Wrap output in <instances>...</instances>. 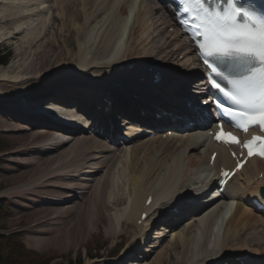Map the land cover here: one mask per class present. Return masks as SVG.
Segmentation results:
<instances>
[{
	"label": "bare ground",
	"instance_id": "obj_1",
	"mask_svg": "<svg viewBox=\"0 0 264 264\" xmlns=\"http://www.w3.org/2000/svg\"><path fill=\"white\" fill-rule=\"evenodd\" d=\"M1 1L3 2L8 1V2H4L1 7L8 8L11 11L10 12L11 14H16L17 7L15 5L32 4L30 0H1ZM64 1L62 0V2L60 3L63 4ZM110 1L113 7H116L117 10V15L116 18H114V21H118L120 16V20L121 19L122 21L128 20L127 21L128 23L132 17V21L128 23L130 25V28L126 30L128 25L127 23H126V27L124 28L127 34L125 32L124 33L126 34V36L128 35V42L126 43L125 40L123 42L124 44L126 43L124 45L125 47H122L125 48V50L120 49L121 50L120 53H117L114 57H110L111 54L113 53H110L108 51L110 38H109V34H107L106 41L105 40L103 41L105 43H103L102 41L101 43L103 45L104 53L108 54L107 55L108 58H106L105 60L101 59V61L98 59L99 60L98 61L96 57L87 58L86 56H84V54H82V50L85 49V47L82 46V42H84L83 44H85V41H82L81 44L80 42L77 43V41H80L79 40L80 37L82 39L85 28L87 27V25L88 26L90 25L88 22L91 19H93L94 14L99 13L101 6L98 4V2L92 4L93 0H77V1L69 0L67 5H63L62 7L60 5L62 11L60 10L61 11L60 15L58 16L54 15L55 18L51 23V26L54 27L55 30L54 35L59 36L58 37L59 42H56L54 39L46 40L42 48L45 46L46 47L40 50L37 49L34 53V58H32V60H30L29 64L27 65L29 72L28 71L23 72L25 69L23 71L19 70L18 68L19 66L15 67L13 63H9L10 65L7 68L5 67L2 68L1 66L0 89L3 90L4 88H7V84L3 82H13L15 85L20 84V86L23 85L22 87L25 86L24 88L30 94V97L36 94L40 95V93H43L44 95L41 94V96L39 97L40 101L44 100L45 98H54L56 101L62 102L65 105L67 104L66 106L68 105L71 106L70 98L72 97H70L69 95L59 96V94L57 93H52V94H47V93H49L52 90H55L56 88L67 86L71 84V82H73L71 79L68 78V76L64 75V72L67 70V67H64L63 70H61V75H59L56 71H52V70L54 68L58 69L61 66L68 65L66 64V62H64V60L66 59L69 60V58L72 56L73 53L72 50L75 47L79 51L76 56L78 55L79 56L76 58L75 62H73L72 66H74L73 67L74 69L78 68V70H74L73 72L74 73L77 72L76 74H78L79 77L80 76L82 77V73H81L82 70L84 72L86 68L89 67L90 78L87 80H92L91 78L96 79V76H93V72H96L99 69L106 70L107 74L102 75L100 79L97 78L98 80L103 79L101 83H98L100 86L109 84V82L116 80L115 78L121 76L120 75L121 73L113 71L114 65L121 64L123 62H127L129 65L130 63L133 62L135 63V67L138 70H141L144 64L147 65L153 64L157 68H161L163 67L161 63L170 60V62H167L170 64L172 60H177L178 56L175 55L176 50L173 49L172 51H169L170 46L173 45V43L177 42L176 38H172L167 34L168 24L172 19L171 14H169L168 16L169 19L164 18V16L162 15L161 17H159L160 16L158 15L159 7L152 5V2H155L154 0H138L137 6L132 9L133 12L131 11L132 13H129L128 7L130 6L131 3L134 4L135 2H137V0H110ZM44 2L45 1L39 4H41V6L44 7L45 6ZM90 6H93V9H91V11L93 10V12L89 11L88 7ZM26 9L27 12L31 10L27 8V6ZM11 14L8 15L10 17H6L7 15L5 14L1 15L0 23L1 21L4 23H9L11 22V20L14 21L17 20L16 16L12 17L13 15ZM63 15L66 21L63 22L62 25L63 29L61 28V31L58 32V26L55 21L58 20V17L62 19ZM18 22L19 21L13 23L12 25H16V27L19 28V30L23 29L20 30L21 34L24 30L25 31L28 30L29 27L27 28L18 27L19 26V24H17ZM111 28L109 30L110 32H112ZM11 29L14 34L15 30L12 28V26ZM19 30L16 32V34H19L18 33ZM86 35L88 36L89 34L88 32L85 31V36ZM26 36H28V34H26ZM32 36L33 35L30 33L27 39L25 37L26 41L24 40L25 42L23 41L24 43L22 42L21 46L22 44L25 47L30 46L34 42V40L37 39V37L32 38ZM38 38L42 39L45 38V36L44 37L40 36ZM68 46L70 49H68ZM18 48L19 47H17L16 49ZM63 48L67 49L68 55L65 54L66 56H64L62 51ZM127 50L131 51V53L130 54L127 53ZM189 54L191 53H187L185 57L188 56ZM14 55L16 57L15 52ZM109 57L112 59H110ZM134 57L137 58L136 61L133 60ZM71 58L73 59V57ZM97 65H101V67L97 69L96 68ZM45 68L47 69L44 72H42V70ZM181 70L187 71L188 68L186 69L181 68ZM65 74L68 73L65 72ZM126 79L127 78H125L124 80ZM135 84H137V86L140 88L144 86L142 85V83L139 82ZM169 87H170L169 85H165V89ZM2 93L0 95H2ZM19 96H25V95L19 94ZM18 97H16L15 95L13 96L5 95V96H1L0 98V103L2 101L6 103V104H2V103L0 104V115L3 114L4 116H8L10 118L7 119L8 117L5 118H2L3 116L0 117V123L2 124L0 129L4 127L7 128L6 132H12L7 134L10 135L9 138L12 141V145L14 147L12 150L9 151L10 153L7 152L12 156V159L9 160L11 162L9 163V167L5 171V173L9 175V178L4 177V180H7L8 182L7 184L10 185L11 187L8 190L7 196L6 193L5 194L0 193V197H3V195H5V198L7 197L13 198L16 201L20 199H24L23 201L27 202L26 209L24 205H22V209H19L18 218H20L21 220H27V221L29 220L30 222L33 223H31L30 227L27 226L24 229L29 228V230H32L33 228H37L41 230V232H43L42 229H40V227L48 222L55 220H62L61 222H64L65 225H67L66 224L67 221L78 219L79 223L76 224L71 222L72 223L71 225L76 224V226L73 225V227L68 228V230H66L67 233L64 231V234H62L63 232L61 233L62 235L60 234V231L56 226H52L48 228L47 232H44L45 234L43 236L54 234L55 236H58L56 238L57 241L60 240L61 243L64 242L67 245L73 242L72 239L74 237H77L78 239L79 237L81 236L83 237L84 235H86V233L90 231V228L93 229L91 227L92 226L91 223L95 224L96 221L101 222L105 220L106 222L109 219L110 221L108 220L109 221L108 223L112 222L113 225L112 227H114L112 229L111 227L108 228V230L111 229V233H112L110 234L111 236L117 233V232H113V231H117L115 225L113 224V219H117V221L118 222L120 221V223L122 222V220L126 219L127 222L133 221V224L135 222L136 225L135 219L136 217H138V214L140 213V210L138 209V204H140L141 202L144 203L150 193L155 194L153 202L148 208H146L148 212L150 211L152 212L150 216L155 215L157 208H158L157 212H159L160 209L172 208L175 205V202L178 201L179 198L182 196V194L187 193L191 189L190 186L192 184L197 183L198 181L197 176H199L200 173L196 174L197 173L196 170L205 168L207 170L212 171L211 173H213V169L219 168L221 165L232 166L234 164V160L229 156V152L227 149L217 146L209 138L206 140L204 136L199 134L201 133L199 132L201 128H193L188 126L189 128L185 130L186 132L181 133L182 136L180 137H179V133L182 130L176 132V135H178V137L176 136V138H173L171 140V144L169 145L168 143L170 142H168L165 145L168 146L164 150H168L169 147L171 148L173 146L172 144H175L176 149L179 148L180 146H176L177 143L179 145L181 143V147L178 149L179 154L176 152L178 155L174 156L175 154L174 155L172 154L173 160L171 159L172 158L171 157L169 162L170 164H168L169 165L168 168L167 166L165 167L166 169H164V167L159 165L157 162H154V163H150L153 164L151 167L145 166L146 165L145 164L144 168L141 169L139 167L137 171L135 170V168H137L136 166H138L140 162L137 161L139 157L138 153L142 149L146 151L145 154L147 153L149 155H152L151 152L153 151L152 149H154V152L156 153L160 152L159 150H157V148H155L156 142H158L160 148H162L165 144V140L160 142V140L148 139L140 142L141 144L140 143H138L137 145L132 144L133 147L132 145L129 144L134 143L135 141H129V142L125 141L124 142L125 148L123 149V151L127 152L128 156L131 153L130 157H128L127 160V161L130 160V162H128L127 164V168L129 169L128 172H136V174L134 175L132 174L127 181L129 182V188H130V192H129L130 196L128 197V199H124V196H122L123 194L113 195L114 198H112L110 193L111 194L115 193L114 192L115 188L113 187L117 186L118 183H116V181L113 180V175L111 173L114 167L116 169L117 166L115 165L118 162V159L114 157L115 149L112 148L111 143H106L105 141L103 142L92 136L85 135L88 132L86 126L85 128L82 127L84 129H80L73 126H60L57 123H53V124H50L49 122L43 123L41 121L42 119L39 118L41 117V115L38 114L36 115V113L34 112L35 110H33L32 108L30 112L26 111L27 109L26 110L18 109V107L16 106L17 104L11 102ZM181 100H185V99H181ZM119 102L121 106L113 105L112 106L113 111L120 110L129 114L138 113L137 103H139L140 104L139 106H141L146 111L157 110V106L155 105V102L159 105L165 103L166 106L169 105L172 107V105L169 103V101L165 96H161L159 100L155 102H153V100L150 99L140 101L128 97L127 99ZM7 103L10 104L6 106V108L9 110L20 112L19 115L13 113L10 114V112H8V110L2 106V105H7ZM177 103L180 104L179 102ZM38 108L40 107H34V109H38ZM84 109L87 110V112H89L88 107ZM79 112L82 113L81 111ZM105 115H107V117L111 119V122L114 120V125L112 122V124L108 126V124L111 122H105V120L101 119L102 123L105 124L104 126L105 131L108 133L110 132L114 133V131L117 132V130L115 129L106 130L107 126L109 128L112 127L111 125H113L115 128V124L119 126V123H117V120L115 119L117 113L109 112ZM33 116L36 117L37 123H32L33 120H31L30 117L33 118ZM22 119L29 122L31 121V124L33 125L27 126V124H25L23 126H20V128H18L15 124H17V122L21 121ZM37 125H39L38 128H33L34 126ZM170 130L172 129L170 128L169 131ZM66 132H68V134H71V136L68 137L67 134H65ZM129 135L131 134L128 133L127 136ZM130 146L131 149L129 153V151H127V148H129ZM215 147H218L220 152H219V156L216 159V165L214 166L215 168H210L208 166V158L211 151ZM197 150L198 151L200 150L198 152V156L194 157L196 152H193V155H191L192 153L190 154L191 151H197ZM103 152L114 153V155L111 154L108 157L95 155V154H103ZM165 152H169V151H165ZM189 154L194 158L189 156ZM149 160H153V158L151 157L146 158L145 159L146 163ZM161 162H165V160H162ZM108 163H111V166L108 168V171H106V175H104V177L102 176L99 178H94L96 175L100 174L101 169L103 171V168H105ZM181 165H183V168L181 167L182 169L180 170ZM142 166L143 164L141 165V167ZM190 168H192V170ZM126 170L124 169L125 173L127 172ZM190 170L191 173L193 172V174H190ZM261 171H263L262 178L259 177ZM158 172H160L159 175H161V178H159L157 181L156 179L158 177H156L154 182L157 181V183L155 182L157 185L155 184L156 186H154L151 183V180L150 182L148 180L152 179ZM113 174H115V172H113ZM129 175L130 174L128 173V176ZM241 176L245 177V180H243L242 182L243 185L240 186V183H238V181L242 179V178L239 179ZM125 178L126 177H124V179ZM80 180H87L89 181V184H87L86 186L82 185L78 182ZM71 181L74 182V184H70V183L67 184V182H71ZM146 182H149L148 183L149 186H143ZM237 183H238V187L234 188V193L232 194L230 200H227L228 197L224 196L220 200H218V202L215 204V207L213 209L212 208L209 209L210 206H207L203 208L200 213H198L197 210H194V212L198 213L197 215L198 217L201 216L203 213H205L203 218L204 221L209 219L210 222H213L214 220L219 219L220 217L217 226L213 229L216 231L218 230L221 231V228L225 225L223 221H225L226 222L225 230L221 231L220 235H216L218 232L217 233L215 232L216 234H210V237L211 238L213 237L214 239L213 243L206 244L205 239L197 241L198 244L200 246H203L206 250L201 255L198 254V257L196 258L198 259V261H191L190 260L191 258L189 259L188 252L190 249L189 246L190 243L189 241H187V239H185L182 236V234H179L178 238L181 244H179V246L178 245L174 246V249H177V247L179 249H183L182 253L184 254L182 255V257H176L174 260L173 258H168L167 264H212L213 262L218 261L221 254L232 255L235 253H244L247 250H249L247 244H245L246 242L244 241L242 242V244H239L236 247L232 245L235 239L237 240L243 238L244 236H246V233L249 230H253V231L256 230L257 223L261 226L262 225L264 226L263 216L258 211H256L251 206H249V200L254 196H256L260 186L264 185V161L256 158L250 160L246 168H244V170L242 171V173H239L238 176L232 180L231 187L233 186V184H237ZM110 198L112 199V204H110L111 203ZM201 200H202L201 202L203 203L206 202V199H201ZM124 202H127L126 203L128 204L127 208L124 207L121 209L124 210L126 208L124 211L115 212L114 209L116 208V206H119ZM112 211H114L113 214ZM164 211L165 210H162V214H164ZM49 215H52V218ZM171 215L175 217L173 218L169 217L170 219L167 220L169 222H175L176 221L175 218H177L178 215H174V214ZM150 220L151 218L147 219V223L144 226H142V230L148 227L147 231H149V227L152 225V222H150ZM168 221H166V223ZM220 222L224 224L222 225L221 223L222 225L221 226ZM218 225L221 226L219 229H218ZM63 229L64 227H62V230ZM95 229L96 227L94 228V230ZM163 229L167 231L168 228H163ZM58 231L59 233H57ZM192 231L193 229L191 226L186 227V233L189 232L192 233ZM32 232L36 233V230L33 229ZM158 233L160 234L157 235V238H162L166 236L164 235L165 232L159 231ZM206 235L209 236V232H206ZM144 238L146 237L144 236ZM183 238L186 240L185 242H182ZM261 238L262 240L264 239V229L256 232L254 237L251 239L252 242L253 241L256 242L258 246L263 247V245L261 244L264 242L261 241ZM135 239L136 238L133 239V244L137 242V240ZM47 242L48 241H46V243ZM46 243L33 244L32 248L36 250L47 248L48 245L50 244V241L48 244ZM137 245L138 244H136V246ZM153 247L155 246L153 245L152 248ZM131 248L132 251H135L134 249L135 245H133ZM151 250L146 248L144 250L145 253H141L142 256L145 255L144 260H146L148 256L147 253L151 252ZM258 252L259 250L256 249L253 250V253L255 254H257ZM210 257L213 259H211ZM161 260L162 257L158 256L157 263L160 264L162 262ZM132 263L134 262L133 261L130 262V264Z\"/></svg>",
	"mask_w": 264,
	"mask_h": 264
},
{
	"label": "rangeland",
	"instance_id": "obj_2",
	"mask_svg": "<svg viewBox=\"0 0 264 264\" xmlns=\"http://www.w3.org/2000/svg\"><path fill=\"white\" fill-rule=\"evenodd\" d=\"M60 2H62V0L49 1L47 3V5L51 9L41 11V12L37 13V16L35 15V16H29V17H19L20 15H22L23 13L26 12V6L17 7L16 14H11L10 13L11 11L8 8L0 7V16L3 14H5V15L11 14V15H13L12 17H15L17 15V17H16L17 20H15V21L11 20V22H9V23H4L1 21V23H0V35H1L0 36L1 37V39H0V51L6 50V49L11 51L9 59L6 61L5 64H0V67L2 66V68L3 67L7 68L10 65L9 63H13L15 67L19 66L18 67L19 70L23 71L25 69L23 72H27V71L29 72L27 65L29 64L30 60H32V58H34L35 51L37 49L40 50V49L45 48L46 46L43 48H42V46H44L45 41L48 39H54L56 42H59L58 41L59 36L54 35L55 30H54V27L51 26V23L53 22V19L55 18L54 15H57V16L60 15V13L62 11V8H60V5H61V7L63 5H67L69 0L64 1L63 4H61ZM97 2L101 6L99 13L94 14L93 19H91L88 22L90 25L89 26L87 25V27L85 28V31L88 32L89 35L85 36V31H84L82 39L80 37V39H79L80 41H77V40L76 41H77V43L80 42V44L82 41H85V44H83L84 42H82V46L85 47V49L82 50V54H84V56H86L87 58H89V57L95 58L96 57L97 60L99 59L101 61V59L105 60L106 58H108L107 57L108 54L104 53L103 45L101 43V41L102 42L104 40L106 41L107 34H109V38H110L108 51L110 53H113V54H111L110 57H114L117 53H120L122 49L125 50V48H122V47H125L124 45L128 42V35L126 36L127 32H125V31L130 28V25L128 23L130 21H132V17L128 23H127L128 20H126V21H124V20L122 21V19L120 20V16H119L118 21H114V18H116V15H117V10H116V7H113L111 1L110 0H93L92 4L97 3ZM92 4H90V5H92ZM152 5L156 6L155 2H152ZM136 6H137V2H135L134 4L131 3L130 6L128 7L129 13H132L133 12L132 9L135 8ZM28 7L29 8L35 7V9H38V3L32 4V5H27V8ZM88 8H89L90 12H93V10L91 11V9H93V6H90ZM8 17H10V16H8ZM17 21H19L17 23V24H19L18 27H24V28L26 27L27 28L30 26V27H33L34 30H30L29 29L30 27H29L27 31L24 30L25 32L23 31L21 34L20 30H23V29L19 30V28H17L16 25H12L13 23H15ZM65 21L66 20L64 19V15H63L62 19L58 17V20L55 21L57 26H58V32L61 31V28L63 29L62 25H63V22H65ZM126 23L128 24L127 29L124 30V28L126 27ZM123 25H124V27H123ZM11 26L15 30L14 34H16V32L19 30L18 33L20 35L19 34L14 35L13 31L11 29ZM110 28H111L112 32L109 31ZM30 33L33 35L32 38L37 37V39H35L34 42L28 47H25L23 44L21 46V43L24 40L26 41V39L29 37ZM26 34H28V36H26ZM40 36L41 37L45 36V38L39 39L38 37H40ZM125 36H126V38H125ZM25 37H26V39H25ZM124 40L126 42L125 44L123 43ZM103 43H105V42H103ZM173 44H175V43H173ZM15 47L16 48L19 47L18 48L19 50L16 49ZM172 47L173 46L171 45L170 50L173 49ZM23 48H25V49H23ZM68 49H70L69 46H68ZM73 50H72L73 53L71 56V57H73V59L70 57L69 60L68 59L64 60V62H66V64H68V65L61 66L58 69L54 68L52 71H56L59 75H61V70H63L64 67H67V70L65 72H67L68 74H65V72H64V75L68 76L69 79H71L72 81H75V83H77L76 81H79V78H81V76L79 77V75L76 74L77 72H75V73L73 72L74 70H78V68L74 69L73 68L74 66H72V65H73V62H75L76 58L79 56V55L76 56L79 51L77 50L76 47L73 48ZM62 51H63L64 56L68 55L66 48H63ZM14 52L16 53V57L14 55ZM127 53L130 54L131 51L127 50ZM110 59H112V58H110ZM107 60H109V59H107ZM133 60L136 61L137 58L134 57ZM102 62H104V61H102ZM13 64H11V65H13ZM161 65L165 66L166 64L164 65V63H161ZM166 66H168V65H166ZM15 67H14V69H15ZM46 69L47 68L43 69L42 72H44ZM89 74L90 73H88V76H89ZM105 74H107L106 70H100L99 69L98 71L93 72V76H96V79L97 78L100 79L101 76L105 75ZM116 74H118V73H116ZM121 76H123V75H121ZM124 76H127V75L125 74ZM3 83L7 84V88H4L6 91L4 89L3 90L0 89V94L3 92L2 95H0V98H1V96H5V95L6 96L15 95L16 97H18L19 94H24L25 96H28V95L30 96V94L24 88L25 86L22 87L23 85L22 86H20V84L15 85L13 82H3ZM53 89H55V88H53ZM0 117L5 118V116L3 114L0 115ZM7 119H10V118H7ZM15 122H17V121H15ZM25 124H26L25 122L18 121L17 124H15V125L18 128H20V126H23ZM1 125L2 124L0 123V127H1ZM33 128H38V127H33ZM6 130H7V128H4V127H2L0 129V193H4V194L6 193V196H7L8 190L11 186L7 184L8 182H7V180H4V177L9 178V175L6 174L5 171L7 170V168L9 167V163L11 162L9 160L12 159V156L9 154L10 153L9 151L12 150L14 147L12 145V141L9 138L10 135L7 134V133H12V132H6ZM189 134H192V133H189ZM169 144H171V142L168 143V145ZM134 145H137V144H134ZM165 145L162 148L165 149L168 146V145L167 146H165ZM172 145H173L172 146L173 148L169 147L168 150H164L162 153H160V152L156 153V152H154V149L151 148L153 150V151H151L152 155L147 154L144 158H142V155L145 154L146 151H144L142 149L138 153L139 157H138L137 161H140V162H139L138 166H136L137 168H135V170L137 171L139 169V167L141 169L144 168L145 164H146L145 166L151 167L153 164H150V163H154V162H157L159 165L163 166L164 169H166L165 168L166 166L168 168V166H169L168 164H170L169 163L170 158L174 154H175L174 156L179 154L178 149L181 147V143H180V147L177 149L175 148V144H172ZM132 147H133V145H132ZM130 149H131V146L129 148H127V151H129V153H130ZM165 151H169V152H165ZM199 151L198 150L197 151H191L190 154L192 153L191 155H193V152H196V154L194 155V157H196V156H198ZM7 152H9V153H7ZM1 153H2V156H1ZM107 153H108V155H103V154H95V155L108 157L112 154L110 152H107ZM190 154H189V156H191ZM130 155H131V153H130ZM130 155L128 156V154H127L128 157H130ZM148 157L153 158V160H149L146 163L145 159ZM191 157L194 158L193 156H191ZM7 158H9V159H7ZM171 159L173 160V157ZM126 160H127L126 156L119 159L120 163L117 166V163H118L117 162L115 165V166H117L116 169L114 167V169L112 171V173L115 172V174H113V180L116 181V183H118L117 186L113 187V188H115L114 192L116 194L110 193L112 198H114L113 195H122L123 194L122 196H124V199H128V197L130 196L129 195V192H130L129 182H127V181H128V178L132 174L133 175L136 174V172H128L129 169L127 168V164H128V162H130V160L127 161V164H126ZM162 160H165V162H161ZM142 164H143V166L141 167ZM124 166L126 167L127 170L124 168ZM181 167L183 168V165L180 166V170L182 169ZM71 169H72V167H71ZM123 169H125L127 172L125 173L123 171L124 175L123 174L120 175V172ZM190 169L192 170V168H190ZM191 170H190V174H193V172L191 173ZM101 171H102V169L100 170V174L96 175L94 178L102 177L104 172L102 171L103 172L102 173ZM128 173L130 174L129 176H128ZM159 174H160V172H158L152 179H149L148 181L150 182V180H151V183L154 186H156L158 179L161 178V175H159ZM243 176H245V175H243ZM243 176H241L239 178V179L242 178L240 181H238L239 179L237 180L238 183H240V186L243 185L242 182H243V180H245V177H243ZM124 177H126V178L124 179ZM156 177H158V178L156 179ZM155 179L157 180V181H155L156 183L154 182ZM78 182L82 185H85V186L87 184H89V181H87V180H80ZM149 182H146L143 186H149L148 185ZM69 183L74 184V182H72V181L67 182V184H69ZM238 183L233 186L232 192L234 191V188L238 187ZM3 197H5V195H3ZM12 199L13 198L7 197L8 210H7V212L0 214V233L6 234V235L16 234L17 237L22 242H24L27 247H29V248L31 247V249H32L33 244L46 243V241H48L46 243V244H48L50 241V244L48 245L47 248H43V249H39V250L33 249V250L37 251V253H40L41 255H44L45 257H51L53 259V262L51 264H78V260H81V262L83 264H108L110 260H107L106 256L107 255H110V256L111 255L112 256L113 255H119V254L125 252L129 247L131 248L133 245H135V244H133V239L138 236V233H139L138 229H142V227L135 229L134 226L130 225V223H129L128 225L123 226L121 231L118 232L119 225L118 226L115 225V228L117 229V231H113V232H118V233H115V235L113 234L111 236L110 235V234H112L111 229L114 228V227H112L113 226L112 222L108 223L110 221L109 219H108L109 221L107 220L106 222H105V220H103L104 222L103 221H101V222L96 221L95 224L91 223V225H92L91 227L93 229L90 228V231H89L90 233L88 232V233H86V235H84L83 237L81 236L78 239H77V237H74L72 239L73 242H71L70 244L67 245L64 242L61 243L60 240L57 241L56 238L58 236H55L54 234L43 236L45 234L44 232H47L48 228H50L52 226H56L59 229L60 234L62 232H63L62 234H64V231L66 232V230H68V228L73 227V225L76 226V224L79 223L78 219L67 221L66 222L67 225H65L64 222H61L62 220L51 221V222H48V223H46L40 227V229H42L43 232H41V230H39L37 228H33L34 230H36V233H34V232H32L33 229L32 230H29V228L24 229L27 226L30 227L31 223H33V222H30L29 220L28 221L27 220H21L20 218H18L19 209H22V205H24V207L26 209L27 202H24L23 201L24 199H20L18 201H16L15 199H13V200ZM78 200H80V199H78ZM110 201H111L110 204H112L111 198H110ZM126 203L127 202H124V203L120 204L119 206H116V208H115L116 210L114 209V211L115 212L116 211H124L128 205ZM124 207H126V208L124 210H121ZM114 211H112V214ZM49 216L52 218V215H49ZM219 220H220V217H219ZM208 221H209V219L206 221H203V223H197L198 225L194 226L196 228L192 227V229H193L192 233H190V232L186 233L185 232V234H184L182 232V230H179L180 231L179 233L177 232L178 234L183 233L184 234L183 237L185 239H187V241H189V243H190L189 244L190 249L188 252V257H189V259L191 258L190 259L191 261H198V259H196L198 257V254L201 255L203 252L206 251L203 246H200L198 244V242H197L198 240H202V239L204 240L205 239L206 244L213 243L214 239H213V237L212 238L210 237V234H216L218 232L216 235H220V232L225 230V226H226L225 221H223L225 223V225L221 228V231L220 230L216 231V230L212 229V225L215 223V220L213 222H210V221L208 222ZM71 222L76 223V224L71 225L72 224ZM122 222L127 223L126 219L122 220ZM221 223L222 222H220V225H221ZM224 223H222V225ZM89 224H90V222H89ZM69 225H71V226H69ZM220 225H218V229L222 226V225L221 226ZM60 226H61V228H60ZM43 227H44V230H43ZM62 227H64L63 230H62ZM95 227H96V229L94 230ZM110 227H111V229L108 230V228H110ZM262 229H264L263 225L261 226L257 223L256 224V230H254V231L249 230L250 232L248 231L247 232L248 234L246 233V236L243 237L244 239L241 238L242 240L241 239H237V240L235 239V241L233 240L234 242H233L232 246L236 247L239 244H242V242L244 241V242H246L245 244H247L248 249L249 248L253 249V250L257 249L258 244L254 241L252 242L251 238L254 237L256 232H258L259 230H262ZM59 231L57 233H59ZM206 232H209V236L206 235ZM57 233H56V235H57ZM178 234L169 235L164 240L159 242L160 246L158 248L153 249L155 252L154 253L151 252V256L148 259L147 264L148 263L149 264H159V263H157L158 256L162 257V260H161L162 262L160 261L161 262L160 264H167L168 258H173V260H174L176 257H182V255L184 254V253H182L183 249H179L178 247H177V249H174V246H177V245L179 246V244H181L179 242ZM203 234H205V235H203ZM202 236H204V237H202ZM42 238H44V239H42ZM184 238H183L182 242L186 241ZM249 239H251V240H249ZM61 241H62V239H61ZM261 241L264 242V239L262 240V238H261ZM151 242H149V243H151ZM261 245H263V247L262 246H260V247L264 248V243H262ZM191 247H193V248H191ZM203 248H204V250H203ZM134 249L136 250L137 248L135 247ZM210 249H209V251H210ZM148 253H150V252H148ZM91 254L99 255V257L91 258L90 257ZM193 255H196V256H193ZM155 257H157V258H155Z\"/></svg>",
	"mask_w": 264,
	"mask_h": 264
},
{
	"label": "snow or ice",
	"instance_id": "obj_3",
	"mask_svg": "<svg viewBox=\"0 0 264 264\" xmlns=\"http://www.w3.org/2000/svg\"><path fill=\"white\" fill-rule=\"evenodd\" d=\"M162 2L167 7L169 0ZM178 3L182 6L180 11L189 17H178L179 22L184 28H191L199 55L211 73V86L227 102L214 101L221 119L227 118L244 132L251 126L264 130V0H256L249 6L240 0H178ZM219 128L215 134L217 141L241 144L236 135L224 131L222 122ZM242 146L249 157H264V136H254ZM228 175L224 173L225 177ZM255 203L264 206V188ZM217 264H248V261L243 253L221 254Z\"/></svg>",
	"mask_w": 264,
	"mask_h": 264
},
{
	"label": "trees",
	"instance_id": "obj_4",
	"mask_svg": "<svg viewBox=\"0 0 264 264\" xmlns=\"http://www.w3.org/2000/svg\"><path fill=\"white\" fill-rule=\"evenodd\" d=\"M2 58H0V61ZM7 211V204L0 200V214ZM52 258L27 248L16 234L0 233V264H50Z\"/></svg>",
	"mask_w": 264,
	"mask_h": 264
}]
</instances>
